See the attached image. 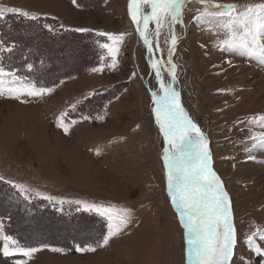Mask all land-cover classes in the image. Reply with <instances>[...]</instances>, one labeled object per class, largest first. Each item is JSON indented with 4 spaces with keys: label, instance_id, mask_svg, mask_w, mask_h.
Here are the masks:
<instances>
[{
    "label": "rangeland",
    "instance_id": "rangeland-1",
    "mask_svg": "<svg viewBox=\"0 0 264 264\" xmlns=\"http://www.w3.org/2000/svg\"><path fill=\"white\" fill-rule=\"evenodd\" d=\"M216 2L243 6L264 0ZM0 5L37 13L40 20L27 32L30 24L22 19H30L19 13L6 15L17 17L11 26L0 18L4 42L0 67L19 77L21 83L15 86L24 91L10 94L13 77H4L0 94V176L4 179L0 181L22 199L8 181L26 186L31 190L26 200H44L65 212V217L85 212L102 223L98 230L87 217L57 219L39 213L40 208L38 213L15 211L4 194L7 191L0 189L4 234L12 236L7 228L30 245L12 236L21 246L39 249L31 257L19 252L5 257L0 252V264H99L100 254L108 264H188L185 230L167 190L162 158L166 144L153 112V93L162 95L161 82L147 60V45L138 38L129 0H0ZM203 8L198 0H185L183 23L174 25L175 81L168 71L173 26L167 21L158 38L150 37L151 55L160 60L161 80L180 93L181 106L208 140L211 167L231 200L238 239L234 264H241V258L264 264L246 242L252 232L264 229V149L245 151L255 142L252 136L264 133V122L258 119L264 116V65L221 51L217 45L224 34L193 20ZM81 28L87 31H77ZM149 30H155L154 22ZM101 33L125 35L114 43ZM105 43L119 49L114 66L111 54L101 47ZM29 63L35 64V74L44 82L54 80L53 84L40 87L22 77L31 72ZM59 74L65 76L55 79ZM40 88L51 91L27 95L28 90ZM62 113L67 114L63 120L67 132L58 126ZM76 201L130 208L131 223L98 247L108 234L109 222ZM77 245L95 251H77Z\"/></svg>",
    "mask_w": 264,
    "mask_h": 264
},
{
    "label": "snow or ice",
    "instance_id": "snow-or-ice-1",
    "mask_svg": "<svg viewBox=\"0 0 264 264\" xmlns=\"http://www.w3.org/2000/svg\"><path fill=\"white\" fill-rule=\"evenodd\" d=\"M198 2L203 4L204 8L202 11L197 10V15L193 16V20L197 24L208 25L210 31L215 29L217 34L220 32L224 34V38L220 39L217 45L221 51L245 56L264 65V2L249 3L243 6L236 3L216 2V0H198ZM73 3H76V0H73ZM142 6L150 7V11H144ZM184 6L185 0H129L131 18L144 44L148 46L150 54L153 53V40L150 37H159L165 21L173 26L167 60V63L171 65L168 71L173 74V81L176 77L175 65L172 64V53L178 41L174 25L183 23ZM9 13H19L30 20H37L39 16L37 13H30L17 7L0 5V18ZM150 22L155 23L154 31L149 30ZM77 31H87V29L81 28ZM101 35L109 37L115 43L122 41L125 34L114 36L111 33H101ZM3 44L4 42L0 41V51L4 50ZM101 47L111 54L114 66L118 47L107 43ZM155 47L159 49L158 42ZM151 67L156 70V77L161 82L162 95L153 93L156 105L153 112L166 144L162 158L167 190L172 205L179 212L180 222L185 230L188 264H234L238 239L237 229L233 223L231 200L220 177L211 167L208 140L181 106L180 93L161 80L160 60L153 61ZM97 70L93 69V71ZM6 75L13 77L11 82L13 86L8 88V92L23 95L24 91L15 86L21 83L20 78L12 73H5L2 67H0V94L4 91ZM49 91L51 89H31L27 91V95L40 96ZM66 115L62 113L58 123V126L64 128L65 132L68 131L63 123ZM258 119L264 122V116ZM251 139L255 142L245 151L251 152L258 147L264 149V133H261L259 137L254 135ZM248 158L254 159L251 155ZM3 179L4 177L0 176V180ZM8 183L19 190L25 199L30 198L31 190L26 186L11 180ZM46 199L54 198L46 197ZM76 203L83 204L87 210L95 211L107 218L109 231L104 236L102 244H97L98 247L107 245L113 236L119 235L121 230L131 223L132 210L130 208L88 204L84 201H76ZM0 238L3 240L0 252L5 257L17 252L25 257H31L39 250L35 247H23L12 236L4 234L3 218H0ZM246 242L253 253L264 258V229L252 232L246 237ZM51 250L65 251L60 248ZM76 250L95 251V247L77 245ZM241 264H252V260L241 258Z\"/></svg>",
    "mask_w": 264,
    "mask_h": 264
},
{
    "label": "trees",
    "instance_id": "trees-1",
    "mask_svg": "<svg viewBox=\"0 0 264 264\" xmlns=\"http://www.w3.org/2000/svg\"><path fill=\"white\" fill-rule=\"evenodd\" d=\"M16 19H17L16 16H10L9 15V16L4 17L3 23L5 22V23H7V25L11 26L12 25L11 22L13 20H16ZM22 20H24L25 22L28 21L27 24H30L31 25V26L29 25V26L25 27V29H26L27 32L32 31V29L30 30L29 28L34 25V22H39L40 23V20H38V19L37 20H25V19H22ZM42 26H43V24H42ZM45 27H43V31H46L47 33H49V31H47L45 29ZM1 30H2V28L0 29V36L2 37V31ZM74 33L77 34V35H83V34H85L84 32L83 33L82 32H74ZM12 42L14 43L15 41H12ZM35 46H37V45H34L33 46V50L36 53H38L39 49H38V47H35ZM14 48H16V43H14ZM97 53H96V57L98 55ZM25 62H27V61H25ZM28 62H30V61H28ZM29 64L32 66L31 67L32 68L31 72L30 71H26V72L22 73L21 74L22 77L33 79L34 84L36 86H40V87H48L49 85H52L53 84L54 80H51L49 82H44L43 81L44 78L42 79L41 76H38L37 74H35L36 73L35 72L36 71L35 64L34 63L33 64L29 63ZM95 64L96 63L90 64V65L93 66ZM24 66H25V64L23 65V67ZM32 72H33V74L31 75ZM48 76H46V77H48ZM64 76L65 75L59 74V75H56V78L55 79H59V78L61 79ZM50 77H52V76H50ZM0 189H2L4 192L7 191L4 194H6V197H9L11 203L13 204V207L15 208V211L29 210L32 213H35L33 211H36V209L40 208L41 209V212H39V213H48L50 215L55 216L57 219L60 216L63 217L64 220L65 219H70V218H76V217H87V218H91V220L93 222L95 221L96 225L98 226V230L99 229L101 230V228H102V226H101L102 223L100 222L101 219L98 218L97 216L93 215V214H88V213H85V212H76V211H74V212H71V213L68 212L70 214L66 215L67 217H65V216H63V214L65 212H58V211L54 210L53 207L50 204H48L46 201H44V200H37V199L26 200V199H22L21 197H19V194L15 190H13V188H11L8 184H6L4 182H1V181H0ZM36 212L38 213V211H36ZM5 230H6V232L8 234H11L12 236H16V234L13 233V232H11L9 229L5 228ZM16 238H17V240L19 241L20 244L25 245V246H30L29 244L25 243L23 240H20L17 236H16ZM40 244H43V243H40ZM46 244H48V243H46Z\"/></svg>",
    "mask_w": 264,
    "mask_h": 264
},
{
    "label": "bare ground",
    "instance_id": "bare-ground-1",
    "mask_svg": "<svg viewBox=\"0 0 264 264\" xmlns=\"http://www.w3.org/2000/svg\"><path fill=\"white\" fill-rule=\"evenodd\" d=\"M131 16V15H130ZM132 19V18H131ZM137 35H138V38L140 39V40H142V42H143V39L140 37V35H139V32L137 31ZM144 43V42H143ZM148 47V46H147ZM146 56H147V60H148V62H153L154 61V57H153V55H151L149 52H148V49H147V51H146ZM151 57V58H150ZM236 69H238V67H236ZM68 159V158H67ZM71 159V158H70ZM73 161H75V160H73ZM75 164V163H74ZM76 164H78V163H76ZM71 165V164H70ZM76 166H78V165H76ZM75 167V166H74ZM80 168H82L81 166H79ZM98 258H97V261H98V263L99 264H108L107 262V258H105V256H103V254L101 255H98L97 256ZM111 263V262H110Z\"/></svg>",
    "mask_w": 264,
    "mask_h": 264
}]
</instances>
